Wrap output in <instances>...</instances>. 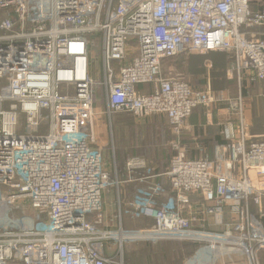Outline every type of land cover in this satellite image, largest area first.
<instances>
[{
  "label": "built area",
  "instance_id": "2783aa9c",
  "mask_svg": "<svg viewBox=\"0 0 264 264\" xmlns=\"http://www.w3.org/2000/svg\"><path fill=\"white\" fill-rule=\"evenodd\" d=\"M253 29H264V9L251 0H0V264H125V246L146 241L198 244L185 264H263L264 134L250 132L241 92L264 89ZM211 52L235 54L238 121L222 126L228 143L215 160L192 159L190 117L224 99L165 76L163 63ZM101 114L166 117L168 170L134 157L120 171L114 144L112 153L96 134ZM125 184L136 185L128 207ZM111 190L118 227L104 213ZM125 216L152 225L125 229Z\"/></svg>",
  "mask_w": 264,
  "mask_h": 264
},
{
  "label": "crops",
  "instance_id": "0c3cea01",
  "mask_svg": "<svg viewBox=\"0 0 264 264\" xmlns=\"http://www.w3.org/2000/svg\"><path fill=\"white\" fill-rule=\"evenodd\" d=\"M196 56H205V55L191 54V56L188 55L186 57L177 58L174 60L175 66L177 65L176 67L177 71L184 73V76H186L191 86L194 89L198 90V89H205L210 85L213 91L216 93L228 94L230 98L235 97L237 95L236 92L239 90L238 86L236 88H231L228 86L227 81L225 83L217 85L216 83L217 80L215 82V80L212 78L213 73L211 70L213 67V62L210 60H207L204 64L199 63L196 65V67H194V70L196 71L195 74L198 76L201 75L199 79L194 77L195 74L191 72L190 69V58ZM231 67L232 66H229L225 70V75L228 81L233 79L232 77H230V75H228V72L231 69ZM164 73H165L164 75L167 76L165 70ZM144 91L145 88L142 87L141 92ZM257 95H258L257 98H259L258 104L262 103L261 105L264 106L263 85L258 86ZM224 101H226V99H224ZM224 101L220 102L219 104H216L213 110L198 108L194 111L193 115L190 117L188 121V126L185 129V134L183 137V146L186 149V152L190 158L192 159L208 158L210 160H215L217 149L228 143L227 140L221 135V128L224 124L232 123L233 125H236L238 119L235 113L230 110L229 104ZM97 108L100 112H104L106 109V103L98 102ZM260 112L263 113L264 111H259V113ZM101 117L102 119L103 118L109 119L105 115L101 114L98 116V118H96V121ZM113 117L109 119L112 122V124H113V120H112ZM250 120L252 121V117ZM96 121H95V128L99 141L103 142V144L107 146L108 145L110 146V138H107L105 135H103L102 132H100L101 130H99ZM119 123H123V122H118V124ZM168 127H169L168 120L166 117H162V116L153 117L151 118L150 125L147 127L146 136L149 144L151 145L158 144L160 146L151 147V148H149L148 146H140V148L137 150L132 149L131 155H129V152L127 153L126 149H124L122 153L120 147L117 148L116 151L115 145H114V149L117 153L120 154V159H122V161H126L134 157L143 158L147 160L159 173H164L168 170L172 157V150L170 146L166 144L167 134H169ZM113 137L115 141L117 138L115 132H113ZM116 159H118V157H116ZM121 170L123 173L126 172L124 163L121 166ZM124 178H126V175H124ZM158 180L160 183L165 185L168 183L166 178H160ZM129 187L133 188V185L125 184L124 187H122V191H123L122 199L124 200L130 199L131 195L134 194V188H133V192L131 191L130 193ZM111 194L112 192L107 194L108 197L105 198L104 203L109 199ZM113 194L117 196L115 190ZM261 259H262V263L264 264V253L261 256Z\"/></svg>",
  "mask_w": 264,
  "mask_h": 264
},
{
  "label": "rangeland",
  "instance_id": "374dc122",
  "mask_svg": "<svg viewBox=\"0 0 264 264\" xmlns=\"http://www.w3.org/2000/svg\"><path fill=\"white\" fill-rule=\"evenodd\" d=\"M92 53H93V56L98 61V63L96 64L97 69H99L98 72L100 71V73H98V76L96 79L99 80L100 82H102V81H104V74L102 73V67L99 68V65H100L99 60L101 62L100 55L102 53V48H101L99 42H97L95 44V46L92 50ZM186 56L187 55H181V56L174 57L172 59L165 60L163 63V74H165L164 73V70H165L167 76L169 74H172V75L177 76V77L181 76V77L186 78V76H184V73L177 71V69H176L177 65L175 66V64H174L175 59L186 57ZM171 61H173V62H171ZM170 68H172V69H170ZM169 69H170V71H169ZM194 77L199 79L201 77V75H199V76L195 75ZM259 85L260 84H257V86H259ZM248 86H256V84L255 85H248ZM96 91L98 92V95L100 96V93H102L103 88L98 86ZM238 91L236 92L237 95L233 98H230L229 95L225 94V93L221 94V93L215 92V94L219 99H226V102L229 104V107H230V103L235 104L237 102L236 100H237L238 94H239ZM256 96H258V95H256ZM242 97H243L244 105L246 107V105L250 104V102L244 97L243 89H242ZM102 98H103L102 103H104L105 102L104 101L105 96H102ZM258 100H259V98H257V101ZM261 104L262 103H260L259 110L255 111L256 106L254 103H251L249 105L250 108H248L244 112L247 120H250L252 117V121L251 122L249 121L250 124L248 123L249 127H250V132H252V133H254V127H255L256 120L258 121V123H261L263 121V118H264V112L262 115L260 114L261 112L259 113V111H264V106ZM113 116H112L113 117V119H112L113 124L109 119H104V118L102 119V117L96 121V123L99 127V130H101L100 132H102L103 135H105L107 138H110V146L103 144V142H101V143H102V145H104L106 147V149H112V153H113V144L115 145L116 151H117V148L120 147L122 150V153H123V150L126 149L127 153L129 152V155L132 154L131 153L132 149L137 150L140 148V146H148L149 148L160 146L158 144L157 145L149 144L147 136H146L147 127L150 125L151 118L146 119V121H144V122H139L128 114H116ZM118 122H123V123L118 124ZM262 125H263L262 128L264 130V123H262ZM257 128L259 129V127H257ZM168 130H169V127H168ZM113 132L116 133V137H117L115 141H114L115 135L113 137ZM256 133H259V132H256ZM112 139L114 142L112 141ZM170 141H171V137H170V130H169V134H167V141H166L167 143L166 144L169 145ZM116 151H115V156L118 157L117 165H118V168L120 169V171H122L121 170V166H122L121 163L123 161L120 159V154L117 153ZM111 192H112V194L110 195L109 199L105 202L104 213H105V216H107V219H113L114 226L118 227L119 222H118L117 218L119 217V209H118V207L115 206L117 197L115 194H113L114 190L109 191L107 194H109ZM107 194H106L105 198L108 197ZM133 195L134 194L131 195L130 199H125V200L123 199L124 200L123 203H127V207L129 205V203H131L132 199L134 198ZM107 202H109V203H107ZM125 206L126 205L123 206V211H124V209H126ZM123 223H124L125 229H139V228L147 227L149 225V223H146L145 220H133L131 218V216H125L123 218ZM151 225H152V221H151ZM218 230H222V228L218 229ZM155 243L156 242H152V241L129 243L128 245L125 246V252H124V260L125 261H124V263L125 264H139L138 256H140L143 247L146 244H154L155 245ZM160 243H164V244H162V245L157 244L158 249H161V247H165V250L171 251V248L173 247L172 246L173 244H171V243H173V242H160ZM193 255L194 254H191V255L184 254L183 264H185V262L187 260H189ZM167 264H171V261H169Z\"/></svg>",
  "mask_w": 264,
  "mask_h": 264
},
{
  "label": "trees",
  "instance_id": "16d2710c",
  "mask_svg": "<svg viewBox=\"0 0 264 264\" xmlns=\"http://www.w3.org/2000/svg\"><path fill=\"white\" fill-rule=\"evenodd\" d=\"M251 8L253 12H257L261 9H264V0H251ZM251 31H254L259 38L264 39V29H253ZM248 32V31H247ZM191 56V54H190ZM207 60H210L213 62L212 67V78L217 80V85L225 83L227 81L228 86L231 88H236L239 84L236 78L232 80H227L225 75V70L227 67L232 66V64L235 61V54L233 52H211L206 54L205 56H196L190 58V69L191 72L195 74L194 67H196L197 64H204ZM196 75V74H195ZM145 88V91L143 93L149 94L153 93L154 87L152 85H140L138 88L141 91V88ZM217 87V86H216ZM218 88V87H217ZM243 89V95L244 97L251 103L255 104V111L259 110V105L257 101V92H258V86H248L246 83H243L241 85V92ZM261 115L263 113H260ZM264 118L261 123H258L256 120L255 127H254V133L256 134H264L263 125ZM259 127V129L257 128ZM257 128V129H256ZM172 158V157H171ZM122 160V159H121ZM127 161V160H126ZM126 161H123L121 164L126 163ZM133 188H135L136 185L132 184ZM165 185V184H164ZM133 188L129 187V191L133 192ZM166 188H169L167 186ZM128 192V191H127ZM129 193V192H128ZM146 223H151L150 221H146ZM168 242V241H166ZM157 244L162 245L164 243H155L154 244H146L142 251L140 256H138V262L139 264H167L169 261H171V264H183L184 254L191 255L194 254L195 251L199 248L198 244L194 243H183V242H173L171 248V251L165 250V247H161V249L157 248ZM168 244V243H167Z\"/></svg>",
  "mask_w": 264,
  "mask_h": 264
}]
</instances>
